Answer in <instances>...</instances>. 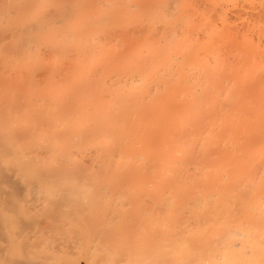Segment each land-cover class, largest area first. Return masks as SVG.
I'll list each match as a JSON object with an SVG mask.
<instances>
[{"label": "rangeland", "instance_id": "rangeland-1", "mask_svg": "<svg viewBox=\"0 0 264 264\" xmlns=\"http://www.w3.org/2000/svg\"><path fill=\"white\" fill-rule=\"evenodd\" d=\"M15 1L9 4L11 13L7 20L0 23L3 28L22 19L32 22L48 11L55 17L56 10L64 7L76 10L73 17L57 22V25L36 29L34 32L37 39L32 43L35 48L25 46L17 57L20 59L25 55L24 57L27 58L26 60L22 57L21 64L16 63L18 59L16 60L14 55L17 54L11 53V50L0 51V67H2L0 97L12 101L20 99L27 107L43 104L46 116L58 120L59 124L56 126L64 137L61 146L70 149L74 156L72 164L67 163L61 168L62 173L72 171L74 174H67L64 177L60 174L59 186L73 185L85 190L97 203L95 212L87 211L84 208L87 206H82L80 201L74 198L59 204V207L64 204L62 209L69 210L71 214L66 216L64 213L67 212L61 210L63 214L59 215L61 220L68 223L66 229L80 238L78 245L69 249L62 257L63 260L60 261L62 264H86L88 257H96L98 254L102 255V260L95 264H158L163 253L168 250L166 239L171 237L166 233V229L174 224H177L179 230H188L189 242L183 246L177 244L178 247L182 246L181 248H189V250L210 243L217 233L235 228H240V231L246 233L245 240L249 239L252 242L258 240L257 228L250 230L249 225L251 221L256 225L264 223V214L259 216L256 211L258 208L264 211V165L262 164L264 163V0H182L180 12L174 19L139 15L125 4L116 3L114 0H108L109 4L107 0ZM18 2L19 4H16ZM4 9L5 7H0V13ZM107 33L109 34L106 38ZM102 34H105V37ZM109 36L111 37L108 38ZM54 47L57 48L56 51L51 50ZM44 49L52 51L51 58L44 54L50 51ZM24 52L29 56L26 57ZM70 54L74 55L71 57ZM13 59L16 61L14 62ZM104 61L105 65H103ZM1 62L4 64L1 65ZM5 63L6 65L10 63L9 68L13 65L15 69L11 67V71L8 70L9 68L4 67ZM65 63L68 65L63 68L66 66ZM46 66H49V71L45 74L42 69L48 70ZM24 68L25 73L22 71ZM6 69L9 72H6ZM40 70L43 71L42 75L40 73L41 76L37 75ZM4 83L6 85H3ZM160 90L162 94L167 92V96L172 90L179 91L178 93L173 91L170 99L174 95L176 99V101L173 99L174 102L179 105L182 102L185 104L180 105L182 107L173 105L174 102L170 101L165 93L159 99ZM84 91L86 96L83 95ZM116 94L120 99L125 97V100L119 99V104ZM132 94L138 97L135 95L133 97ZM153 94L159 97L155 99L156 96ZM142 95L146 96L147 100L144 101L150 104L140 103V100L144 99ZM130 96L133 98V104L135 99L141 97L139 102L136 101L139 107L142 105L143 108L150 107L151 103L156 104V100L162 101L163 97L168 98L174 106L172 110L176 106L179 108L172 111L171 105H167L170 111L166 107L170 114L177 111L172 114V121L178 122L179 125L175 126L169 121L171 117L163 101H160L163 105L161 106L160 103V106L164 107L167 116L164 110L162 111L165 116L162 112H158L161 111L158 109L160 106H157L159 102L155 105L158 109L157 113H162L161 116L164 117L160 114L159 116L173 125L174 129L171 130V126L168 128V123L166 127L160 117H158L159 123L156 122L158 125L152 123V120L156 121L154 116H147L149 120L152 118L151 122L141 123L144 121L143 118L139 119L142 107L139 110L137 102L136 107L131 104ZM123 101H127L132 106L127 105V102L121 104ZM124 105L128 109L131 107L130 110ZM133 106L136 111H140L139 114L133 110L134 108L132 109ZM180 108L181 113L178 112ZM148 109H144L146 114ZM144 110H142L143 114ZM152 110L149 111L150 114L155 115V111ZM124 111L125 113L130 111L128 117L123 114L125 119L121 115ZM136 113L138 120L135 118ZM176 114L179 115L177 121L174 119ZM116 116L117 122L121 120L115 125L112 120L116 121ZM129 117V122L131 119L132 122L128 124ZM165 117L169 118L165 120ZM103 119L106 122H103ZM189 119L192 122L188 123ZM124 121L128 126L130 125V129L135 127V130L130 132L131 130L125 127ZM132 123L133 127H131ZM136 123L144 128L137 126ZM153 124H156V127L163 124L167 128L165 132V127L162 126L163 136L160 134L162 131L159 132L165 141L156 132L155 136L160 137L156 138L161 139L158 142L159 148L156 142L152 149L154 153L141 151L140 147H143L145 141L136 134H140L139 136L143 134L146 137V133H143L144 129ZM85 127L89 128L84 130ZM158 128L156 131L161 130ZM174 132L176 135L173 134ZM83 137L88 139L85 140ZM136 137L142 139L143 143L135 141ZM115 141L123 144L115 156L113 151L107 149L104 151V162L96 163L98 166L88 165L90 167L88 168L87 164H82L85 166L83 169L77 166L88 159L85 155L89 154L91 149L100 148L97 145H102L101 148L115 147ZM160 142H163L161 144L164 146ZM132 146L138 149L133 150ZM129 150L133 153L131 154ZM124 151L129 155L126 153L127 156ZM163 151L167 153L166 156L162 154L164 155L162 157L160 153ZM150 156H154L155 160L154 166L148 169L143 164L152 158ZM133 159H138L141 163L138 164V168H133L134 163L131 162L134 161ZM191 160L196 162L192 163ZM160 164L162 167L159 169L156 165ZM200 168L205 172H200ZM97 170L102 172L98 173ZM181 171H185L190 178L178 182L176 176ZM26 176L28 179L32 177L30 174ZM167 181L178 191H187L199 186L200 196L204 198L195 203L189 197H174V202H169L168 207L162 209L163 199L165 197L170 199L171 195L170 190L169 194L163 191V186L169 183ZM21 183L26 187L25 199L32 198L33 184L30 182L25 184L23 181ZM237 185L238 188L241 187L239 189L244 195L248 193L247 198L243 193L241 194V191H237L239 190ZM242 187L246 189L242 190ZM57 189L58 185L44 187V198L39 201L42 207L47 208ZM238 198L242 200L239 205H237ZM233 199L235 201H232ZM236 205L238 209H234ZM214 218L215 220H212ZM244 224L246 226H243ZM37 230L46 232L44 239L38 244V250L48 244L51 235L58 234V231L51 227L49 231L38 228L31 232ZM30 236L31 233H24L16 240H12L14 246L7 251V254L16 256L17 245H23L26 237ZM93 237H96L95 240ZM0 243L4 246L9 244L6 240H1ZM262 247L256 252L261 255L254 258L264 255L262 254L264 246ZM226 248L227 245L215 248L216 252L223 255L224 261L234 256L231 250ZM56 261L51 259L48 263L59 264Z\"/></svg>", "mask_w": 264, "mask_h": 264}, {"label": "bare ground", "instance_id": "bare-ground-1", "mask_svg": "<svg viewBox=\"0 0 264 264\" xmlns=\"http://www.w3.org/2000/svg\"><path fill=\"white\" fill-rule=\"evenodd\" d=\"M67 1H69V0H67ZM181 1L182 0H114V2H116V3L121 2V3L125 4L126 6H128L130 9H133L132 11H134V13L137 12L139 15H143V16H148V15L151 16L152 15V16H155L156 18H159V19H167V18L168 19H174L179 14V12H180V10H179L180 8L179 7H180V2ZM198 1H202V0H198ZM10 2H13V0H0V7H5V9L3 10V12L0 13V23L1 22H4L5 20H7L8 16L11 13L10 12L11 11V8H10L11 6L9 5ZM107 3H108V0H107ZM16 4H19V2L16 3ZM56 12L57 13H54L55 14V17H54V15H53L52 12H49L48 11L47 13H43L42 15H40L39 17H37L32 22L31 21H28V20H25V19H22V20L18 21V23H16V22L15 23H12L9 26H7L6 28H3L2 25L0 24V51H8V50H11V53L17 54V55H14L15 56V59H16L17 57H19V55L21 54V52L25 49V46L26 47L29 46L30 48H35V47H33L34 45H32V43H34L36 41V39H37V35L34 32L36 29H39V28L40 29H45V28H48V27L56 24L57 22H60V21H63V20H67L70 17H73L75 15L76 10L74 11L71 8L70 9H67V8L64 7V8H61V9H57ZM145 29H144V31H145ZM125 31H127V30H125ZM42 34H44V33H42ZM108 34L109 33L106 34V38H107ZM102 35H103V37H105L104 36L105 34H102ZM114 35H115V33H114ZM128 35H130V34H128ZM110 37L111 36H109L108 38H110ZM112 39H114V36L113 35H112ZM117 44H119V43H117ZM30 45H32V47ZM154 47H155V45H154ZM43 48H45V47H43ZM111 49L113 50V48H111ZM45 50L46 49H44V51ZM51 50L56 51L57 48L54 47V49L51 48ZM46 51H50V49L49 50H46ZM51 52L52 51L47 52V54L44 53V52L43 53L45 55H47V57L49 55L50 58H51V55H50V54H52ZM109 52H110V50H109ZM2 53H4V52H2ZM26 53L27 52H24V54H26ZM126 54H129V53H126ZM72 55H74V54H72ZM72 55L70 54L71 57H72ZM24 56L25 55L21 56L20 59L17 58L20 62L17 59H16L17 61L14 60V59H13V61L14 62L16 61V63L18 62L19 64H21V62H22L21 61V58L22 57L25 58ZM27 56H29V55L26 54V57ZM70 56H68V57L70 58ZM3 59H4V57H3ZM25 59L27 60V58H25ZM123 59H125V56H124ZM13 61H10V62H13ZM2 62H1V65L4 64ZM100 62H102V61H100ZM129 62H130V60H129ZM66 63L70 64L67 61H66ZM66 63H65V65H66ZM110 63H111V61L109 62V64ZM173 64H174V62H173ZM7 65L5 63V66L4 67H7V69H8L10 63H9L8 66ZM67 65L66 66H63V68L67 67ZM103 65H105V61H104V64ZM127 66H128V64H127ZM129 66H131V64ZM11 67H12V69H15V68H13V65ZM11 67L8 70H10ZM48 67L46 66V69H48ZM0 68L2 70V67H0ZM7 69L5 71L6 72H9ZM19 70L20 69H18V71ZM42 70L45 71L44 72L45 74H46V71H49V69L48 70H45V68L42 69ZM98 70H96V71L98 72ZM3 71H4V69H3ZM3 71H1V72H3ZM22 71H24V73H25L26 72L25 71V68ZM105 71H107V70H105ZM41 72L43 73V71L40 70L39 74H37V75H40ZM61 72L63 73V70ZM209 72H210V70H209ZM42 73H41V75H42ZM139 74H140V72H139ZM12 77H14V75H12ZM82 77H84V76H82ZM39 79L41 80V78H39ZM81 79H83V78H81ZM133 83H134V81H133ZM167 84L169 85V83H167ZM0 85H1V83H0ZM3 85H6V83H4ZM166 85H165V87H166ZM8 87H10V85ZM185 87L188 88L187 86H185ZM177 89H181L182 90V88H177ZM176 90H172L171 92H169V96H167V94H166L168 92L167 89H166L167 92L166 93L164 92V93L166 94V97H168L170 99L171 93L173 91L174 92H177V93L179 92V91H176ZM147 91H148V89H147ZM132 92H133V90H132ZM157 92H156V94H157ZM160 92H161V90H160ZM160 92H158V93L160 94ZM192 92H193V90H192ZM163 94L161 92L160 97L159 96H156L155 94H153V95L156 96L155 99H157L158 97H159V99H161V96ZM196 94H198V93H196ZM83 95L86 96V92ZM116 95H114V97ZM134 95L138 97V95H136V94H134ZM134 95H133V97H134ZM39 96H41V95H39ZM79 96H81V95H79ZM107 96H109V95H107ZM143 96L144 95H142V97ZM47 97H48V95H47ZM51 97H52V95H51ZM117 97H115V98H117L116 100L118 101L120 99V97L118 95H117ZM145 97L146 96H144V99L142 98V100H140L141 101L140 103L142 104V102H143L146 105L150 104V103H148V101L147 102L144 101V100H147V99H145ZM124 98H121V99L125 100ZM140 98H138V100L135 99V103L137 101L139 102V99ZM165 98L164 97L162 98V101L163 102L161 100L160 101L162 103H164L163 105H164L165 108L167 107L170 110V108L167 105H171V103L174 102L173 99H175V97L173 95V97L171 98L172 100L170 99V101H172V102H170L169 99L166 98L170 103L169 102H166L167 100ZM132 99L133 98L131 97V102H130L131 104H133L132 102H134ZM86 100H88V99H86ZM189 100H187V103H188ZM197 100H199V99L197 98ZM80 101H81V99H80ZM149 101H151V100H149ZM160 101L159 100L158 101L157 100L155 101L156 104L159 102L157 106H160V103H161ZM175 101H176V99H175ZM68 102H70V101H68ZM126 102L123 101V103H121V104H124ZM138 102L136 104L139 107ZM118 103H119V101H118ZM135 103L133 105H135V107H136V104ZM162 103H161V106H163ZM167 103H169V104H167ZM174 103H173V105H176L177 104L176 102H174ZM183 103L184 102H182L180 105L183 106ZM156 104H154V103L152 104L151 103V106H153V105L155 106ZM165 104H166V106H165ZM127 105H129V103ZM173 105L170 106L171 107V110H172V107H174ZM177 105H179V103ZM180 105H179V107H182ZM192 105H194V104H192ZM196 105H197V103H196ZM122 106L123 105H121V107ZM124 106L126 107V109H128V107L126 105H124ZM129 106H132V105H129ZM157 106H155L156 109L154 107L155 110L153 109V107L150 108L148 106H146L147 108H143L142 105L139 107V110H141L140 109L141 107H142V110H144V109L146 110V109L149 108L147 110L148 111L147 114H146L145 110H144V114L142 113V110H141V115L144 116V117H142L141 115L139 116V119H141V118L144 119V121H141V123L143 122L144 124H146L147 121L151 122L150 120L152 118H150V120H149L148 119L149 117L147 118V116H150V117L151 116L152 117L154 116V119L156 121H153L152 120V123H156L157 121L159 123V120H158L159 118L158 117H160L162 113L164 115L165 110L163 109L164 107L162 108L160 106V107H158V109L161 110V111H158V112H162V113L161 114L160 113H157V110H158L157 109ZM43 107H44L43 104L42 105H39V104L35 105L34 104L31 107H27L23 102H21L20 99H18L17 101H12V100H7V99H2V97H0V241L1 240H6L7 242H9V244L7 246H4V245H2L0 243V264H49L48 262L51 259H55V260L58 261L59 264H62V262H60V261L63 260L62 257L69 251V249H71L73 247H76L78 245V243L80 242V238L78 236H76L77 234H73V232L71 230H70L71 232H69L66 229V225L68 223H66L65 221L61 220L60 217H59L60 214H63L61 210H63L62 209V206L64 204H62V206H60V207H59V204L61 202L64 203V201H66L68 199H71V198L73 199L74 198V199H77V201H80V203L82 204V206H87V207H84L85 209H87V211H89V212H95L97 210V205H96L97 203H96V201H93V198L91 199L92 195L86 193L85 190H82V189H80L78 187H74L73 185H70V186L65 185L64 187L63 186H59V182L61 180L60 177H59L60 174H62V177H64L67 174L68 175L74 174V172H72V171H65L63 173L61 172V168H62L63 165H65L67 163L68 164H72L73 163L72 161H73L74 156L72 154L73 152H71L70 149H68V148H66L64 146H61V141H63L64 137L62 136L63 133L60 132L61 130L59 131L58 128H57V126H56L57 124H59L58 123V120H56L54 118H50L49 119L46 116V114H45L46 109L43 108ZM144 107H145V105H144ZM114 108H117V107H114ZM130 108L131 107H129L128 110H130ZM133 108H134V106L132 107V109ZM167 108H166V110H167ZM176 108L179 109L178 106H176L175 109ZM136 109H138V108H136ZM152 109L155 111V115L157 114L156 116L153 115V114H150L149 111H151ZM175 109L172 110V111H175ZM115 110H117V109H115ZM133 110L135 112H137L138 114L140 112L138 110L136 111L135 108ZM153 110H152V112H154ZM162 110H164V112ZM169 112L167 110V113L168 114H170ZM176 112H174V113H176ZM178 112L181 113V108H180V111L178 110ZM184 112H186V111H184ZM129 113H130V111H128V113H125V111H124L121 114L122 115V118L125 117V115H126V117H128L127 115ZM148 113L150 115H148ZM167 113H166V116H167ZM174 113L171 112V114H170V117L171 118H169V117L166 118L165 117V120L169 118V121H172V119H173L172 118L173 117L172 114L174 115ZM118 114H120V113H118ZM123 114H125V115L123 116ZM132 114H130V116ZM138 114L136 115L137 117H135V118H137V120H138ZM159 114H160V116H159ZM178 114L175 115L176 118L174 116V119L175 120L177 119V115ZM119 117L121 118V116H119ZM145 117L147 119H145ZM116 118H117V116L115 117V120H116ZM131 118H133V117H131ZM78 119H80V118L78 117ZM123 119H125V118H123ZM127 119H128V124L132 122V119L129 122L130 117L127 118ZM191 119H189V122L188 123L192 122V121H190ZM99 120H100V118H99ZM105 120H106V118H105ZM113 120H112V122L115 124V123H119V121L121 119L118 122H117V120L116 121H113ZM160 120L164 121V118H161ZM100 121L102 122V120H100ZM145 121H146V123H145ZM103 122H106V121H104V119H103ZM135 122H136V120L134 119V123ZM137 122L140 123L139 121H137ZM149 122H148V124H149ZM172 122H170V123L172 124ZM196 122H197V120H196ZM158 123H156V124L158 125ZM163 123H164V125L166 127L168 126V125H166L168 123V121H166V122L164 121ZM173 123H174L173 125H175V126H178L179 125L178 122H176L177 125H176L175 122H173ZM103 124H105V123H103ZM124 124H126L125 125L126 128L128 127L129 130H131L130 132H132L133 130H135V127H134V129H130V127H129L130 125L128 126V124L126 122ZM136 124H135V126H136ZM138 125L139 124H137V126ZM153 125H148V126L146 125L149 128L151 126V129H149V128L144 129L145 132H143V133L144 134L146 133L145 134L146 137L143 134H142V136H139L140 134H136V135H138V137L144 139L143 141H145L143 143L142 142V139H140L138 137H136L134 139L137 142L139 141V142H142L143 143V147L142 146L140 147L141 148V151H144L145 150L148 153H149V151H150V153H152V152L154 153V151H152V149L154 147L153 144L156 143V142H157L156 143L157 144V148H159L158 142L161 139H158V138H160L161 135L163 136V133H164L163 131L165 130V132H166V129L167 128L162 124V126L165 127V129H164L162 126H160L161 125L160 124L158 126L159 128H161V130H160L158 127H156L154 125V127H156V128L159 129V131H156V128L153 127V129H152V126ZM133 126H134V124L131 125V127H133ZM139 126H142V125L140 124ZM170 126L171 125L169 124L168 128ZM172 126H171L172 129L170 128L171 130L174 129ZM190 126H191V124H190ZM89 127H85L84 130L86 128L88 129ZM107 127H109L108 124H107ZM125 127H123V128H125ZM143 128H141V129H143ZM162 128L164 129L163 131H162ZM117 129H119V128H117ZM117 129H116V131H117ZM188 129H190V128H188ZM112 130H113V128H112ZM138 131H139V129H138ZM160 131H162V133ZM83 132L85 133V131H83ZM114 132H115V130H114ZM139 132L142 133L141 130ZM156 132H157V135H159V132H160V134H161V135H159L160 137L159 136H155ZM171 132H173V131H171ZM102 134H104V132ZM102 134H100V135H102ZM173 134H175V132ZM88 136L90 137V135H88ZM156 137H158V138H156ZM83 138L85 140L88 139V138H85V137H83ZM107 138L110 139V137H107ZM161 138H163V137H161ZM122 139L124 140V138H122ZM155 139L158 140V141H156ZM112 140H114V139H112ZM154 140H155V142H154ZM162 140L165 141L164 138ZM82 141H83V139H82ZM254 141H256V140H254ZM161 143L163 144V142H160V144ZM134 144H132V145H134ZM88 145H90V144L88 143ZM67 146H69V144ZM101 146H98L97 145V147H100V148H96L94 150L91 149V151L89 152V154L85 155V156H88V159H85L86 161L81 162L80 164H77V162H76L77 166H79L80 168L83 169V167H85V166L82 165V164H87V166H88V165H94V164L99 163V162H104V159H103V156L105 155V152L104 151H106L107 149H110L111 151H113V155L115 156L117 154V151H119L120 147H122L123 144H121V142L120 143L116 142L115 147L114 146H111V147H108L107 146L108 148H101ZM162 146H164V145H162ZM70 147H72V146H70ZM132 148H133V146H132ZM135 148H137V147H135ZM135 148H133V150H135ZM196 148H197V146H196ZM155 149H156V147L154 148V150ZM166 149L168 151V148H166ZM130 150H129V152H130ZM125 151H126V149H125ZM167 151L166 152L163 151V153H160V155L162 156V154H164L166 156ZM139 152H140V150H139ZM156 152H158V151H156ZM82 153H84V152H82ZM126 153L127 152H125V154ZM127 154L129 155V153H127ZM143 154H144V152H143ZM140 157H142L141 154H140ZM145 157H147V156H145ZM150 157H152V158H149L148 161L146 162V164H143L144 167H146L148 169H150V168H152L154 166L155 157L154 156H150ZM160 157H159V159H160ZM133 158H134V156H133ZM189 158H187L188 161H190ZM188 161H187V163H188ZM191 161H192V163L193 162L194 163L196 162V160L195 161L191 160ZM131 162L134 163L133 164L134 165L133 168H138V164H141L138 161V159L137 160H134V161H131ZM157 163H161V162H157ZM206 163H208V162H206ZM206 163H204V165H206ZM262 164L264 165V163H262ZM101 165H102V163H101ZM120 165H122V164H120ZM156 167L160 169L162 166L160 164V165H156ZM88 168H90V167L88 166ZM229 169H227V170H229ZM199 170L202 173L205 172V171H203V168H200ZM99 172H102V171H98V173ZM125 173H127V172H125ZM132 173L134 174L135 172H132ZM147 173H148V171H147ZM27 174H30L32 176V177H30L31 179H28L27 178V176H26ZM176 177L178 179V182L179 181L181 182V180H183V179L185 180V178H187V177H188V179L190 178L188 175H186V172L185 171H181V173H179V175L176 176ZM173 180L174 179H172V181ZM22 181L25 184H27V182H30V183L33 184L32 188H31V192L33 193V197L32 198L27 199V200L25 199L26 187H23V184L21 183ZM167 182H169V181H167ZM52 185H56V186L58 185V189H57V191L55 193L53 192L54 193V196H53L52 199H50V201L48 203L49 205L46 203V205H48V206L45 209L44 207H42V205L39 203V201L44 198V187L45 186H52ZM169 185H170V182L169 183H166L163 186L164 193H168L169 194V190H170V194L171 195H170V199H168L166 197L163 199V201H162L163 202V207H161L162 209L163 208L164 209L167 208L168 205H169V202L170 203L174 202V200H173L174 197H178V196L180 198L189 197V199L191 198L192 199V202H195V203L199 202L202 198H204V197H201L200 196V189H199L200 187L199 186H198L199 188L198 187L197 188L195 187V189H189V190L185 189L187 191H180V190L178 191L172 185H170V189H169L168 188ZM237 188H238V185H237ZM239 188H241V187H239ZM243 188L244 187H242V190L246 189V187L244 189ZM237 191H241V189H239ZM244 192H246V191H244ZM242 193L243 192L241 191V194ZM227 194H228V192H227ZM247 194L244 195V193H243V196L246 197ZM47 197H49V196H47ZM227 197L228 196L226 195V198ZM228 199H230V198H228ZM237 200L239 201V203L237 204V202H236V204L237 205L241 204L242 200H239V198ZM232 201H235V200L233 199ZM237 205H236V207L234 209L237 208ZM221 208H222V210L224 209L223 208V205L221 206ZM219 209L220 208L218 207V210ZM200 210H202V209H200ZM200 210H198V212ZM262 210L263 209H261V208L259 209L258 208L256 210L257 211V215H259V216L263 215L264 214V211H262ZM68 211H67V209L66 210H63V212H67V213H64L66 216H70L71 215L70 212H68ZM86 214H88V212ZM181 214H184V213H181ZM220 214H222V213H220ZM84 217H87V216H84ZM207 218H209V217H207ZM167 219L168 218H166V220ZM201 220H200V222H202ZM212 220H215V218L212 219ZM252 222L253 221L250 222L249 229L250 230H254V229L257 228V232L259 233V236L257 234H255V236L257 235V237H258L257 238L258 240L255 241V242H252L249 239L248 240H245L246 233L240 231V228H235L234 230H231V231L230 230H224V231H222L220 233H217L215 235V237L213 238V240L210 243H208V244H206L204 246L202 244V246H200V247H193L191 250H189V248H184V247L181 248L183 246V244H186V243L189 242V237L187 236V234H188V230L187 229H185V230L180 229L179 230L177 228V224H174V225L170 226V228L167 227L166 233L168 235L170 234V236H171L170 238L168 237V239H166L168 241V245H166V246H168V250L163 253V256L161 257V259H160V261H159L158 264H264V255L262 257H260V258H254V257H259L261 255V254L258 255L256 252L259 249L263 248L262 246H264V223L262 225H256V224H254ZM77 223H78V221H77ZM179 223L181 224V221ZM189 225H191V224H189ZM243 226H246V225L244 224ZM50 227L56 229L58 231V234L57 235H51V239L48 240V244L45 245V246H43L40 250H38V244L40 243V241H42L44 239L46 232L45 231H42V230H39V231L37 230L36 232H31V231H33V229H38V228H43V229L48 230ZM24 233H26V234L31 233V236L29 238L26 237L25 242L24 243L22 242L23 245H17V247H18V253L16 254V256H10V255H8L7 254V251L14 246V243H13L12 240H16V238L19 235H22ZM95 238L93 237L94 240H95ZM250 241H251V243H250ZM177 243L178 244H181L182 246L181 247H178V244ZM222 245H227L226 250H231V252L234 254V256L233 257L230 256L227 259V261L226 260L224 261L223 255L222 254H219L215 250L216 247H220ZM222 250H223V248H222ZM262 254H264V253L262 252ZM101 260H102V255H100V254L96 255V257H91L90 256V257H88L86 259V264L99 263Z\"/></svg>", "mask_w": 264, "mask_h": 264}]
</instances>
